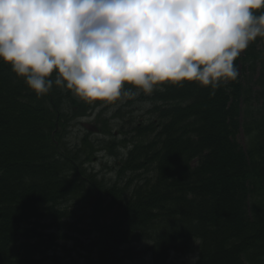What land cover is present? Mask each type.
Here are the masks:
<instances>
[{
    "label": "trees",
    "instance_id": "trees-1",
    "mask_svg": "<svg viewBox=\"0 0 264 264\" xmlns=\"http://www.w3.org/2000/svg\"><path fill=\"white\" fill-rule=\"evenodd\" d=\"M261 46L257 36L234 61L237 79L214 94L197 82L157 86L132 135L143 140L125 155L110 131L108 143L88 132L72 143L65 126L87 107L55 84L38 97L0 60V264H78L77 254L130 264L144 253L172 264V252L264 264ZM101 149L115 157L104 165L114 179L87 168Z\"/></svg>",
    "mask_w": 264,
    "mask_h": 264
},
{
    "label": "clouds",
    "instance_id": "clouds-1",
    "mask_svg": "<svg viewBox=\"0 0 264 264\" xmlns=\"http://www.w3.org/2000/svg\"><path fill=\"white\" fill-rule=\"evenodd\" d=\"M262 7L264 0H0V60L38 97L55 84L110 103L125 84L151 95L185 81L214 94L237 79L234 61L264 36V13L254 15Z\"/></svg>",
    "mask_w": 264,
    "mask_h": 264
},
{
    "label": "rangeland",
    "instance_id": "rangeland-1",
    "mask_svg": "<svg viewBox=\"0 0 264 264\" xmlns=\"http://www.w3.org/2000/svg\"><path fill=\"white\" fill-rule=\"evenodd\" d=\"M261 48H264L261 46ZM250 74V72L246 73ZM257 77V71L255 72L254 76L252 78ZM128 84L124 85V88L122 89V95L120 98L113 102H104V101H93L89 102L88 104L78 96L74 95L72 92V95L80 101L85 107H87L86 112L90 111L89 115L79 119V120H70L69 123L65 126L67 135L70 136V140L72 142H76L80 139V137L90 131L97 133V128L103 130V131H110L111 133L115 134L113 136V142L115 143L114 146L116 147V150H122L125 146L128 145L129 139H131L132 142H137L141 139L140 137H137L136 135L132 137V133L128 134L125 133L127 131L126 129H130L133 123V127L135 126H142L148 122L149 116V109L151 107V95H145L142 91L137 89L134 86H130V89H127L126 86ZM256 89V87H255ZM254 90V88H253ZM123 91H127L128 95H123ZM116 103V104H115ZM128 108L131 110V120L128 116V114L125 113L124 108ZM61 109H68L67 105H61ZM118 112V114H117ZM124 114V115H123ZM123 115V116H122ZM132 121V122H130ZM92 132V133H93ZM93 138L99 137L100 139H103V142H109V140L112 139V137H109L107 133H98L97 135H91ZM132 137V138H131ZM238 142L242 147L246 145L247 139H245L243 131H240L237 137ZM125 142V143H124ZM248 143V142H247ZM96 156H98L99 160H95V162H91L88 164V169H93L95 171H98L100 173L99 177L106 180H110L115 178L114 172H109V169H105L104 165L112 166V163L114 161L113 158L105 156L104 151H101L100 153H96ZM112 157V156H111ZM97 158V157H96ZM70 243L67 244L69 247ZM142 248L139 246L137 247V250H141ZM82 256H85V252L80 253ZM75 255V254H74ZM77 259L78 264H87V259L80 257L78 254L75 256ZM195 258V259H194ZM197 259V253L191 252L187 254H181V253H171L170 262L172 264H194ZM149 256L144 253L141 258L132 261L130 264H150L149 263Z\"/></svg>",
    "mask_w": 264,
    "mask_h": 264
}]
</instances>
